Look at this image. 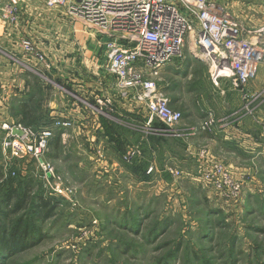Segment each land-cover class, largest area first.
Returning <instances> with one entry per match:
<instances>
[{
	"label": "rangeland",
	"instance_id": "1",
	"mask_svg": "<svg viewBox=\"0 0 264 264\" xmlns=\"http://www.w3.org/2000/svg\"><path fill=\"white\" fill-rule=\"evenodd\" d=\"M216 1L250 25L264 22L263 7L239 0ZM21 15L18 29L22 33L14 40L17 45L30 41L48 61L41 63L36 72L25 68L31 73V86L40 88L35 93L39 116L30 126L54 129L53 102L75 121L68 130L69 139L49 140L45 156L65 183L72 185L74 204L45 188L42 171L34 159L26 157L19 165L17 160L7 165L0 143V169L4 178L13 177L12 182L0 188V221L11 225L13 220L25 217L31 212L29 206L39 203V195L46 194L57 203L50 218L37 220L41 230L37 242L13 254L4 264H264V163L250 157V163L245 165L254 169L255 189L244 188L240 199L225 201L202 181L200 152L207 149L212 161L224 160L210 148L209 138H195L218 125L213 113L218 107L230 106L228 101L237 109L244 106L243 89L231 79H214L210 63L196 56L190 39L184 59L168 64L155 79L183 119L176 133L162 131L164 125L158 120H153L149 129L145 108L138 104L128 108L131 97L120 96L108 72L105 78L110 82L101 88L107 81L92 68L89 71V65H81L79 58L84 57L90 41L97 45V40L84 35L80 24L47 10L40 0L21 2ZM1 42L0 49L5 52ZM56 55L63 63L50 67ZM72 57L75 62L66 61ZM97 59L102 61L100 67L104 62L101 54ZM223 88L230 89V93L223 94ZM247 89L254 94L261 91L264 98V62ZM33 92L32 88L29 96ZM259 110L264 111V103ZM19 112L12 111L10 115L14 117ZM117 112L124 115V121L115 120L122 125L113 124V137L109 134L105 138L99 134L103 132L99 116L111 118ZM210 114H214V123L202 131ZM226 117L228 121L233 119L231 115ZM16 119L11 122L19 120ZM117 130L127 135L122 150ZM2 131L0 141L5 136ZM193 145L196 153V149L190 150ZM129 151L140 152L132 163L123 156ZM150 167L153 169L149 174ZM11 185L27 193V206L18 212H11L18 193L4 202Z\"/></svg>",
	"mask_w": 264,
	"mask_h": 264
},
{
	"label": "built area",
	"instance_id": "2",
	"mask_svg": "<svg viewBox=\"0 0 264 264\" xmlns=\"http://www.w3.org/2000/svg\"><path fill=\"white\" fill-rule=\"evenodd\" d=\"M23 1L0 0V30L5 32L10 27L20 28ZM40 1L47 10L72 18L80 24L82 32L97 40L98 54L102 55L108 74L115 79V89L121 97H131L132 103L145 108L149 129H152L153 120H158L164 125L162 131L176 133V127L183 119L182 113L171 107L166 91L158 87L155 79L168 64L184 59L185 47L190 39L194 42L191 50L210 63V74L214 79H231L243 89L244 106L235 110L231 117L252 115L264 129V117L256 114L264 103L262 92L254 94L247 89L264 62V22L250 25L216 0ZM239 1L264 8V0ZM20 47L31 60L29 63H22L16 56L0 51L35 72L38 65L47 63L46 55L30 41L24 40ZM98 102L103 104L102 99ZM223 121L228 122L227 119ZM212 123L214 116L210 114L208 123L202 128L207 129ZM74 124L75 121L63 112L54 115V129L44 127L39 130L18 121L4 122L1 129L5 136L0 141L7 165L16 160V165H19L26 157L34 159L42 171L45 188L52 195L60 194L73 204L72 185L65 183L53 162L45 156L54 131L69 130ZM139 153L129 151L123 156L132 163ZM200 154L203 159L201 177L205 185L213 188L225 201L240 199L246 188L244 177L240 178L222 160L212 161L209 150L202 149ZM152 169L150 167L147 172L152 173ZM175 173L181 175L180 171Z\"/></svg>",
	"mask_w": 264,
	"mask_h": 264
},
{
	"label": "crops",
	"instance_id": "3",
	"mask_svg": "<svg viewBox=\"0 0 264 264\" xmlns=\"http://www.w3.org/2000/svg\"><path fill=\"white\" fill-rule=\"evenodd\" d=\"M79 29H81V27ZM8 31L12 35L8 33ZM3 32L4 31H0V41H2L1 44L5 45L4 48L5 52L16 56L19 61H22V63H24L25 61L30 62L31 60L27 59L20 45L19 44L17 45L16 40H14V38H16L18 34L20 35L22 31L21 30L19 31V29L12 30V28H7V32H4V34ZM82 33L84 35H89L88 33L87 34L84 32ZM93 43H94L93 41H90L89 48L85 51V53L83 52L82 54L84 55V57H81L79 59L81 61L82 66L89 65V69H88L89 71L92 68L94 70V73H96L99 77L103 78V80L105 79L107 81V83L103 81L104 83L101 86V88H103L105 84L108 85L110 81L107 79V77L105 78V74L107 73V70L106 67L104 66V62L103 65H101L100 67L98 65V64H102V61L100 59L99 60L101 62L98 61L97 45L96 44L94 45ZM6 53L0 52V130L1 131H2L1 129L2 123L9 121L11 122L15 117H17L16 120L19 119L20 115L16 114L13 117L12 115H10V113H12V111L19 112L21 106L24 105L23 100L29 96V93L32 90V88L34 92L31 93L30 96L32 97L31 104L33 105L36 102L35 93L37 92V90H40L38 86H33V87L31 86L33 84L31 75H29L31 73L25 70L26 68L25 65H23L22 63H18L17 61H13L9 57V54ZM57 56L58 55L54 56L53 59H51L50 67H56L58 65V62L63 63V61L58 60ZM73 59L74 58L72 57L71 59H67L66 61L72 62ZM73 61L75 62V60ZM94 66H98V67H94ZM53 79L56 82L57 78L54 77ZM220 79L223 80L222 78H219V80ZM229 90L230 89L228 88H223L221 91L223 94H226L227 92L230 93ZM52 104H55L54 106H51V109L53 110L51 113L52 116L62 111L59 109L60 107L59 105H57L54 102ZM226 104L230 106L218 107L213 112L218 120L217 121L218 125L212 128V130H209V132L205 131L206 129L201 128V130L205 132L195 135L197 136L195 138H197L196 141L200 139L198 136L202 137L204 135L203 137L209 138L210 148L213 150V152L217 154V156L218 155L221 156L224 160V163L227 166H229L231 169H233L240 178L244 177V179L246 180L245 185L247 189L253 190V188L255 189V186L253 185L255 178L253 171L254 169L253 168L248 169L246 165H248L247 161L250 163L251 160L250 157H252L253 160L257 159L258 162L264 163V129L258 122L255 121L253 116L242 117V118L233 117V119L230 118V120L228 121L226 116L229 117V115H232L233 111L237 109L235 108L237 106L233 107L232 101H228ZM35 105L37 106L38 104ZM133 105L135 104L131 102L128 108L129 107L132 108ZM129 114L134 115L131 112H129ZM257 114L264 117L263 110L257 111ZM115 115L116 116L111 118H108L106 116H99L98 123L102 127L101 129H103V132L99 134H102L105 138L108 137L109 134H111L113 137L112 133H115V131H113L112 129V127H114L113 124L118 126L122 125V123L120 124L115 120L124 121L123 114L119 115L117 112V114ZM206 116L207 114H205L204 117ZM224 119H227L228 122H224V121L222 122V120ZM57 130H59L60 134H57L56 137L61 142H64L66 139L70 138V134L68 130L66 129H57ZM2 132L5 133L4 131ZM116 133H118V136H120L117 138V140L122 143L120 145V149L122 150V148L126 146L125 144L127 143V140L125 139V136L127 135L124 134L123 132H122L123 134H121L120 130H117ZM58 139L56 140L58 141ZM195 147L196 146L193 145L190 150L196 149ZM196 152L197 149L194 153ZM120 153L121 152H119L118 154ZM54 161H58V160H54ZM136 166L138 165L136 164Z\"/></svg>",
	"mask_w": 264,
	"mask_h": 264
},
{
	"label": "trees",
	"instance_id": "4",
	"mask_svg": "<svg viewBox=\"0 0 264 264\" xmlns=\"http://www.w3.org/2000/svg\"><path fill=\"white\" fill-rule=\"evenodd\" d=\"M31 102L32 97H27L23 100L24 105H22L20 109V112L22 113H20L18 121L24 126H30L32 124H35L38 118L37 116H39L37 115L39 107L35 104H31ZM57 134H60L59 130L55 132L53 138L56 137ZM11 169L9 170V174L11 172ZM4 174L5 173L3 169H0V188L5 186L4 184L7 181H13L12 176L9 175V178H4ZM12 185L8 190H6L7 194L4 196V202H9L11 198L18 193L19 196L13 206L14 208H11V212H18L26 208V202L28 197L25 191L20 192L18 191V188H14ZM45 195L46 194L39 195V203H32V205L29 206L31 212H27V215H25V217H19L16 220H13L11 222V225H7L6 223L0 221V264H4V262L8 258L13 256V254L27 250L37 242V237L41 233L40 226L37 224V220L44 221L45 219L50 218L53 215L55 207H57V203H55L54 198L50 196L45 197ZM5 216L7 217L8 213H6ZM31 263L32 262H27L25 264Z\"/></svg>",
	"mask_w": 264,
	"mask_h": 264
},
{
	"label": "water",
	"instance_id": "5",
	"mask_svg": "<svg viewBox=\"0 0 264 264\" xmlns=\"http://www.w3.org/2000/svg\"><path fill=\"white\" fill-rule=\"evenodd\" d=\"M16 132H18V134H21V132H19V131H16Z\"/></svg>",
	"mask_w": 264,
	"mask_h": 264
}]
</instances>
